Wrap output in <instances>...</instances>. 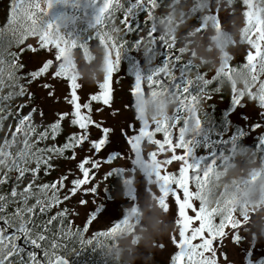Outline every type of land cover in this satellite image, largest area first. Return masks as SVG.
Segmentation results:
<instances>
[{"label":"snow or ice","instance_id":"6c2138e0","mask_svg":"<svg viewBox=\"0 0 264 264\" xmlns=\"http://www.w3.org/2000/svg\"><path fill=\"white\" fill-rule=\"evenodd\" d=\"M161 3L162 0H103L96 22L99 26L98 42L109 53L105 58L106 71L97 83V91L87 94L86 99L81 102L78 90L82 85L71 67L65 65L64 59L68 50L73 47H78L87 55V45L65 39L54 23L45 21L52 0H8L6 23L0 28V89H8L6 93H0V127L9 118H14V127L9 124L3 138H0V186H4L0 191V223L3 224L0 228V264H66V261H62L59 250L65 251L68 244L76 241H79L81 246L93 242L99 245L101 239L128 223L130 213L136 212L137 209L133 207L124 220L103 230L93 231L91 236L85 239L86 230L94 222L89 212L86 213L82 227L75 229L67 218V209H58L55 214L49 215L53 205L61 203L58 193L60 189H65L66 177L62 175L58 181L37 183V174L41 169L45 175L48 174L53 167V157L64 156L68 151L71 153L69 158H75L74 149L84 150V145L87 144V151L92 155H85L78 162L79 175L73 174L74 178L65 190L63 200H68L78 191L87 194L98 191L94 182L95 170L100 165L97 156L110 142L112 129L104 126L103 121L93 118L92 105L94 102L99 105L95 109L96 113L111 105V81L118 64L120 49L126 43L123 38L125 32L137 34L138 38L133 47L140 46L145 36L151 40V44L145 49L152 46L153 34L158 27L154 14ZM224 5L228 14L233 10L242 14L239 39L232 45L234 47L239 43L246 46L242 63L231 66L229 62L233 56L228 53L227 58L221 59L219 66L214 69L211 79L205 78L204 73L199 71V65L192 60L194 53L186 52L182 44L172 42L160 33L156 38L162 40L165 48L169 50L164 62L145 77L137 75L135 82L130 84L133 100L130 107L134 109L137 123L129 124L122 130L123 138L130 152L135 154L136 160L154 174L159 187V206L166 212L174 209L173 222L176 232L171 238V243L178 250L171 257L172 264H218L214 243L227 235L226 228L233 230L230 239L234 242L238 240L235 230L247 217H237L229 207L231 201L228 200L218 207H208L203 203L199 189L213 167L210 165L202 176L189 175L196 165L189 163L187 159L191 151L184 141L187 118L185 117V127H177L178 119H170L168 114L161 119L146 120L138 106V97L145 93L155 96L162 89L169 90V84L176 76H180L183 83L171 88L175 93L174 104L179 112L192 117V127H199L200 110H197V105L209 97L208 86L216 82V87L211 91L220 92L217 87L219 79L230 80L233 73L241 72L246 77L245 82L239 87H230L233 104L241 103V98L246 97L264 109V0H224ZM138 7H142L144 11L143 36L139 35V28L130 25L131 17ZM199 9V0H190V15L199 13V23L193 26L195 31H206L205 21L209 18L214 22V28H221L220 14L224 12L221 8L213 9L210 16L203 17ZM113 17L121 29L119 37L115 39L109 33L107 24L108 19ZM26 37L36 38L39 49L48 50L52 58L38 61V66L24 73L22 78L17 75V71L23 65L17 63L14 58L5 60L4 53L11 45L20 44ZM27 48L37 52L31 44H28ZM9 55L14 57L15 54ZM45 77L64 81L67 92L63 100L69 106L68 110H58L55 119L47 123L43 119V110L31 102L33 92L28 91V86L43 81ZM145 84L147 91L143 87ZM39 86L46 90L47 97L60 99L52 84L42 82ZM193 88L196 89L195 94L190 91ZM13 98L24 99L9 106L8 102H12ZM25 107L28 108L27 112L23 111ZM65 120L77 130L65 135L63 142L57 145L55 140L61 133L62 122ZM253 127L259 128V125ZM92 129L98 131L96 137L92 136ZM127 129H131V132ZM157 133L162 134V139L154 138ZM48 140L53 143L40 146ZM261 142H264V135L261 136ZM145 145L154 147L149 149ZM119 156L120 153L114 154L104 162H111ZM174 162L175 170H168ZM109 175L110 171L105 173L106 177ZM128 182H131V179ZM78 203L84 205L86 200L81 198ZM5 229H11V234ZM20 239H23L25 244L39 249L43 261L37 259L35 251H27L24 258L25 249L17 243Z\"/></svg>","mask_w":264,"mask_h":264},{"label":"clouds","instance_id":"9594fccd","mask_svg":"<svg viewBox=\"0 0 264 264\" xmlns=\"http://www.w3.org/2000/svg\"><path fill=\"white\" fill-rule=\"evenodd\" d=\"M224 0H199L200 15L210 16L213 9L219 8ZM162 11L154 14L157 26L162 35L172 42L182 44L186 52H192V60L199 67L207 66L209 70L219 66L221 59H226L230 46L238 42L241 18L229 14L227 26L217 30L209 18L205 21L206 32L195 31L189 23L190 0H162ZM108 31L113 38H118L121 32L115 18L107 21ZM151 40L145 36L140 45L146 48ZM87 47L89 59L83 60L75 47L70 48L64 63L76 64L79 80L89 84L99 83L106 71L105 58L109 53L105 48L96 44ZM246 77L241 72H235L231 79L221 78L217 87H237L245 82ZM175 103V93L162 89L155 96L145 93L138 97V106L141 108L144 119L152 121L167 115L170 105ZM201 110V104L197 105ZM148 170V169H146ZM130 178L124 180L125 188L130 192L132 182ZM203 203L208 207H218L226 200L231 201V207L237 217L246 216L242 222L244 229L264 237V165L257 161L256 153L246 146H238L230 156L222 158V163L213 167L199 189ZM176 231L173 217L157 203V195L148 193L140 203L135 213H130L128 223L100 240L104 254L112 264H149V256L159 250L166 238Z\"/></svg>","mask_w":264,"mask_h":264},{"label":"flooded vegetation","instance_id":"af4514ba","mask_svg":"<svg viewBox=\"0 0 264 264\" xmlns=\"http://www.w3.org/2000/svg\"><path fill=\"white\" fill-rule=\"evenodd\" d=\"M3 0H0V20L4 18L7 10V3L3 6L1 3ZM95 0H90V4L94 3ZM219 3L220 0H217ZM3 6V7H2ZM224 12L220 14V19L222 21V27H226L230 16L228 14V10L225 7L224 3L220 4V7ZM138 13L135 15V20L131 17L130 25L133 28H139V35H145L144 23H140L138 20L139 15L144 13L142 7L137 8ZM4 11V12H3ZM162 11V4L156 10V14H160ZM234 14L238 15L241 18L240 27H242V14L241 12H235ZM119 15V14H118ZM225 20V21H224ZM139 21V22H138ZM224 21V23H223ZM49 23H51L49 21ZM189 23L192 26H195L199 23V13H192ZM79 26L83 27L86 33L90 34V38H77L73 37L74 33H71L69 37H65L63 33L69 31H77L76 28ZM220 28V29H221ZM99 30V26L92 29L89 27L87 23L83 21H76L74 26H68L65 29L57 30L65 39L75 40L78 44L80 41H89L92 46L99 44L97 39V32ZM156 30L159 33L153 34V44L155 41H162L156 37L161 33L160 27H157ZM206 32V31H204ZM123 38L126 40V43L120 49V55L116 70L113 74V78L111 81V85L113 88V100L111 102L110 107L105 106L104 110L100 113H96L95 109L99 107L97 103H93V118L98 121H103L104 126H108L112 129L110 134V140L113 139L115 143L109 146L110 142L107 146L99 153L97 159L100 160V165L98 170L103 173L112 172L113 168H123L124 166L131 167L133 170L138 172L139 163L136 160L135 154L130 152V149L127 147L126 141L123 138L122 130L127 128L129 124H136L134 109L130 107L133 103V100L130 95V84L135 82V78L137 75L141 77L147 76L151 70L155 67L160 66L165 57L167 56L168 49L163 47V51L161 53L152 52L153 44L147 50L140 46L133 47L136 39L138 38L135 32H125ZM75 50L79 53L78 47H75ZM246 52V46L237 43L234 47L230 46L229 54L233 56V59L229 62L231 66H238L243 62L242 57ZM71 67L73 74L77 77L76 72V64L68 65ZM199 71L204 73L205 78L211 79V76L214 74V69L209 70L207 66H202L199 68ZM180 78L179 84L183 83V79L180 76H176L175 79ZM174 79V80H175ZM79 80V79H78ZM172 81L169 86L173 83ZM82 87L78 90V95L80 96L81 102L86 99L87 94L94 93L97 91V83L89 84L82 80H79ZM57 85H59L57 83ZM145 91H147V85L144 86ZM216 87V82H213L208 86L209 89V97L207 99H203L201 103V110L199 111V119H200V127H201V136L195 139L192 142L185 141L188 144V147L193 145L199 150L200 146L203 149L201 156L198 158L196 167L198 162L206 157L212 155L216 151H221L222 143L230 142L231 140L236 141V148L238 146H246L253 149L257 156V161L259 164L264 165V142H261V136L264 135V109H261L258 104H255L253 101H249L246 97L241 98V103L233 104L232 94L230 92V88L225 87L220 90V92H212L211 89ZM1 90V89H0ZM61 94L60 96H64L66 91L60 87ZM193 94H195L196 89H190ZM1 93V92H0ZM59 96V97H60ZM50 112H57L58 109L54 108L52 105L49 106ZM129 113V118L121 119L123 112ZM185 117L188 119L189 114L181 113L178 110L176 111L174 117H170V119H178V127H185ZM44 119L48 122L54 120H49V117L44 115ZM240 120H244V123L240 122ZM9 124H12L14 127V123L11 120H5L3 126L0 127V138H3V133L8 130ZM65 125V130L61 132L57 137L60 139L57 142V145L62 143L64 136L69 134L70 132L76 131L77 129L72 126H68L67 120L62 122ZM253 125H259V128H254ZM128 132H131V129H127ZM98 135V131L92 129V136L96 137ZM154 138L162 139V134H155ZM46 146V145H45ZM88 145H84V150L80 148H76L74 151L76 153L75 158H69L71 153L66 151L64 156H55L51 160L53 167L50 169L47 175L44 174L43 170L38 171V180L37 183H50L53 181H58L60 176H65L66 179L65 189L59 190V196L61 198V203L58 205H53V207L49 210V215L55 214V212L63 209H67V218L71 222L70 218V208L67 206V203L75 196L84 198V199H92L94 201L93 194H87L81 191H78L76 194L72 195L68 200H63V195L65 194V190L70 186V181L74 178V175H79L77 164L85 155H92V153L87 151ZM234 150H224L223 156L218 159L213 167H217L222 163V158L225 156H230ZM120 153V156L114 159L111 162H104V160L109 159V157L114 154ZM64 158L68 159L67 166L63 167L62 160ZM131 162H134L131 163ZM190 163V162H189ZM73 164L74 169H71L70 166ZM195 164V163H192ZM120 170V169H118ZM168 170H173L172 166H169ZM64 171V173H63ZM192 171V170H190ZM57 174L56 178L53 177L54 174ZM2 174V173H0ZM97 173L94 175V178H97ZM104 176H100V184H104V187L107 186ZM110 176V175H109ZM4 186H0V191H2ZM104 193L109 195L110 190L105 188ZM111 196V195H110ZM117 197L121 199L123 197L120 193L117 194ZM108 212V210H106ZM125 213L120 217H124ZM73 229L82 227L80 225H73L71 222ZM3 227V224L0 223V228ZM110 227V225L108 226ZM107 227H103L105 229ZM8 234H11V229H5ZM87 236H91L87 233ZM253 239V238H252ZM18 246L25 249L24 258H26L27 251H35L37 253V259L43 261V256L39 249H35L30 244H25L23 239L17 241ZM76 242L68 244L66 250H59L62 257L68 259L71 264H76L77 262V248Z\"/></svg>","mask_w":264,"mask_h":264},{"label":"rangeland","instance_id":"374dc122","mask_svg":"<svg viewBox=\"0 0 264 264\" xmlns=\"http://www.w3.org/2000/svg\"><path fill=\"white\" fill-rule=\"evenodd\" d=\"M6 3L7 0H3L1 4L4 6ZM138 20L140 23H144V13L139 15ZM75 32L69 31L63 33V35L65 37H69L71 33L76 34ZM28 44H31L33 48H36L37 52L34 53L30 51L27 48ZM22 49L24 50V53L21 54V58L28 71L34 70V68L38 66V61L52 58L48 50L39 49L38 45L36 44V38L34 37H26L24 39V46H22ZM65 65L68 66V64ZM42 82H48L52 84L57 96H60L61 94L60 87H62V89L66 92L67 89L62 79L56 80L50 79L48 77H45L43 81H37L28 86V91H31L34 94L33 103L43 110L44 115L49 117V120H52L56 117V112L49 111L50 105L59 111L68 110L69 106L63 100V96H60L59 100L47 97L46 90L39 86V84ZM57 83L59 85H57ZM27 110V107L23 109L24 112ZM128 112L124 111L122 113L121 119L129 118ZM44 122L47 123L48 121L44 119ZM240 122L244 123V120H240ZM114 143L115 141L111 139L109 146L113 145ZM127 147L129 148L128 145ZM145 147L150 149V147L154 146L145 145ZM198 147L199 150L193 145L189 146L191 151L188 154L187 159L191 164L195 163L196 165L198 158L203 152V149L200 146ZM177 151L179 152V150ZM143 159L144 157L142 156L141 160ZM62 162L63 167H65L67 166L68 159L64 158ZM131 163L134 164V162ZM138 163V169L140 172L133 170L128 166H124L123 168L115 167L113 168L115 170H113L111 175L107 177L104 176L101 171L96 169L95 174L97 173L98 175L97 178H94V182L98 191L93 194L95 202H93L92 199H85L86 203L84 205H80L78 201L81 199V197L75 196L67 203V206L70 208L69 215L72 224L82 226L86 220V213L89 212L93 216L94 222L90 224L86 231L89 235H91L93 231H100L103 230V227H108L109 225L111 227L114 225V220L120 218L125 213L126 209H129V211L133 207L138 209L146 194L152 193L153 195H157L159 192V187L158 182L155 181L154 174L146 170L140 162ZM73 166L74 165L71 164L70 168L74 169ZM171 166L173 170H175V162ZM56 176L57 174L55 173L53 177L56 178ZM100 176H104L103 178L105 179L107 186L104 187L103 182L100 184ZM118 177H120L119 180L121 181H118ZM126 178H130L132 182V190L130 191L129 196H126L127 192L123 190L124 187L122 185V182H124ZM91 183L92 182L90 181L89 186H91ZM105 188L110 190L109 195L103 192ZM118 193L123 196L121 199L117 197ZM168 202L170 204L172 203L170 200ZM106 210H108V212ZM173 211L174 209L169 211V215L171 217H173ZM122 218H125V216ZM225 231L227 235L223 239L214 243V247L218 253V264H264V237L258 236L256 233L249 232L248 230L244 229L242 223L240 224L239 228L235 230L239 237V239L235 242L230 239V235L233 230L226 228ZM173 234L169 238H166L164 243H162L165 245L163 248L159 247L158 251L153 252L149 256V264H171V257L178 250L171 243ZM252 234L256 235L255 239H252ZM221 253H223V255H221ZM137 264H141V262L137 261Z\"/></svg>","mask_w":264,"mask_h":264},{"label":"water","instance_id":"95a60500","mask_svg":"<svg viewBox=\"0 0 264 264\" xmlns=\"http://www.w3.org/2000/svg\"><path fill=\"white\" fill-rule=\"evenodd\" d=\"M102 5L103 0H95L92 4H90V0H52L47 16L49 17L51 23L55 24L57 30L65 29L68 26H74L78 20L87 23L90 28L94 29L98 26L96 16L98 15V10ZM155 33L159 32L155 30ZM163 47V41H155L152 52L156 54L161 53L163 51ZM179 80L180 78L175 79L169 86L170 91L172 87L179 84ZM176 111L177 105L172 104L169 106L167 114L169 117H174ZM199 136H201V127L200 125L199 127H192V117L189 115L187 119V127L184 133V140L192 142ZM222 149L223 150L216 151L205 159L200 160L195 170L190 171L189 175L202 176L203 172L206 171L210 165L213 167L216 161L223 156L224 150L236 149V141L231 140L230 142L222 143ZM252 238L255 239L256 235L252 234ZM164 246V244L160 245L161 248ZM62 261H66V264H71L70 261L64 257H62Z\"/></svg>","mask_w":264,"mask_h":264},{"label":"trees","instance_id":"16d2710c","mask_svg":"<svg viewBox=\"0 0 264 264\" xmlns=\"http://www.w3.org/2000/svg\"><path fill=\"white\" fill-rule=\"evenodd\" d=\"M137 13H138V10L136 9L134 12V15L132 16L133 20H135L134 17ZM44 19L46 22H48V19L46 16ZM4 23H6V15L4 16V18L2 20H0V28L3 27ZM76 30H77L75 32L76 34H73V37L88 38V39L90 38V34L86 33L83 27L79 26V28L77 27ZM78 44H86L88 46V48H90L92 46L89 41H80V42H78ZM22 46H24V41L21 42L20 44L11 45V47H9L7 49V52L4 53V59L8 60V59L14 58L17 63L22 64L23 67L17 71V75L21 76L23 78L24 73H26L28 71V69L26 68V66H25V64L21 58V54L24 53L23 52L24 50L21 51ZM78 50H79V48H78ZM79 53L83 57L84 61H87L90 58L88 50H87V55L83 54L80 50H79ZM9 54H15V55L13 57V56H10ZM21 82H23V79ZM7 91H8L7 88L0 90L1 93H6ZM23 99L24 98H13L12 102H8L9 106H11L12 103L20 102ZM33 101H34V99H32L31 102L33 103ZM53 119H55V118H53ZM7 120H11L14 123V118H9ZM68 126H70V125L68 124ZM63 130H64V125L62 124L61 132H63ZM58 140H60V139L57 137L55 140L56 144H57ZM50 143H53V141H51V140L45 141L44 144H41L40 146L44 147L45 145L50 144ZM119 179H120V177H118V181H121ZM122 185L124 187L123 190L127 192L126 196H129L130 192L125 188L124 182H122ZM128 211H129V209L125 210V217L128 215ZM122 220H124V218H121V219L117 218L114 220V223L115 224L119 223ZM89 237L90 236H87L86 232H85V239H87ZM76 248H77V262H76V264H112V261L104 254L102 246L100 244L97 245L95 242H93L92 244L81 246L79 244V241H77ZM171 264H172V261H171Z\"/></svg>","mask_w":264,"mask_h":264},{"label":"bare ground","instance_id":"6f19581e","mask_svg":"<svg viewBox=\"0 0 264 264\" xmlns=\"http://www.w3.org/2000/svg\"><path fill=\"white\" fill-rule=\"evenodd\" d=\"M46 17H47V19H48V22L50 21V19H49V17L47 16V14H46Z\"/></svg>","mask_w":264,"mask_h":264}]
</instances>
